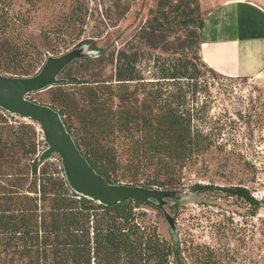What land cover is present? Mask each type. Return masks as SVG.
<instances>
[{
    "label": "rangeland",
    "instance_id": "1",
    "mask_svg": "<svg viewBox=\"0 0 264 264\" xmlns=\"http://www.w3.org/2000/svg\"><path fill=\"white\" fill-rule=\"evenodd\" d=\"M151 12L175 20L161 27L167 36V51H152L141 37ZM77 13L83 18L82 24L74 20ZM203 17L201 0H0V65L6 67L3 71L0 66V74L31 76L47 57L60 56L84 43L99 58L92 62L77 60L62 77L104 81L107 86H115V54L128 48L140 54L135 70L143 81L129 86L130 90L136 89L141 101L149 92L148 84L158 78V69L179 67L186 54L195 53L198 38L186 39L187 30L181 22L202 21ZM197 64V89L183 85L186 105L199 112L200 119L194 123L208 135L212 145L184 163L173 186L159 188L181 194L178 201L170 199L176 200L174 211L173 207H164V212L175 219L176 241L185 264H205L208 259L213 262L209 264H264V206L251 215L248 205L220 190H192L195 185H209L217 189L241 187L264 194V73L253 78H226L199 60ZM160 84L165 90L164 99L178 93L179 84L187 83ZM68 89L76 91L77 87L69 85ZM49 90L30 94L29 98L50 105ZM7 115L2 126L7 128L5 135L9 139L21 133L27 139L20 127L32 125L37 134L27 139L26 145L35 143V157L46 149L36 124ZM115 136L112 141L123 162L116 179L118 184L147 186L154 175V164L148 169L138 168L139 171L126 167L133 144L122 135ZM24 149L15 146L11 150L10 157L19 159L11 169L7 168V159L0 162V177L14 174L29 163L32 157L22 158ZM58 159L53 156L50 162L57 163ZM49 175L52 171H47ZM139 212L145 214L139 219L142 226L155 228L168 244L174 242L163 211L142 206ZM0 264H28V260L0 249Z\"/></svg>",
    "mask_w": 264,
    "mask_h": 264
},
{
    "label": "trees",
    "instance_id": "2",
    "mask_svg": "<svg viewBox=\"0 0 264 264\" xmlns=\"http://www.w3.org/2000/svg\"><path fill=\"white\" fill-rule=\"evenodd\" d=\"M74 20L83 23L79 13ZM171 21L175 20L151 12V18L141 29V37L152 51H167V36L161 27ZM181 25L187 30L186 39L198 38L195 53L186 54L179 67L158 69V78L148 84L149 92L141 101L136 89L130 90L129 86L143 81L135 70L140 54L128 48L119 49L115 54V86H107L104 81L64 78L69 65L59 77L64 82L49 90L50 105L47 106L58 112L80 153L110 184H118V171L123 166L112 141L115 135H122L133 144L126 167L139 171L138 168L148 169L154 164L152 181L144 186L147 188L173 186L184 163L212 145L208 135L195 125L200 119L199 112L187 107L184 90V86L197 89L198 60L206 66L199 56L203 20L187 19ZM0 66L6 71L2 63ZM182 82L187 84H179L178 93L163 99L165 90L160 83ZM69 85L77 87L76 91L68 89ZM6 114L0 109V162L7 159L9 169L19 163V159L10 157L15 146L25 148L22 158H32L14 174L0 177L1 251H12L20 259L26 258L28 264H185L178 241L168 244L155 228L139 223L145 216L139 209L145 205L125 201L105 207L76 195L68 187L60 160L39 163L35 143L26 145L27 139L37 134L34 126L20 127L27 139L22 133L11 139L5 135L7 128L2 124L6 123ZM47 171H52V175L47 176ZM192 190L196 193L220 190L248 205L251 215L264 206L241 187L217 189L195 185ZM204 263L213 262L208 259Z\"/></svg>",
    "mask_w": 264,
    "mask_h": 264
},
{
    "label": "water",
    "instance_id": "3",
    "mask_svg": "<svg viewBox=\"0 0 264 264\" xmlns=\"http://www.w3.org/2000/svg\"><path fill=\"white\" fill-rule=\"evenodd\" d=\"M97 57L95 51L89 50L88 45L83 44L60 56L47 57L42 67L32 76L12 77L0 74V109L10 116L28 120L39 127L46 149L38 154L37 161L43 163L57 156L64 178L73 193L105 207L132 201L161 210L176 242L175 219L164 212V207L175 206L176 200L181 196L180 192L108 183L80 153L58 112L28 99L30 94L45 91L64 82L59 77L74 61Z\"/></svg>",
    "mask_w": 264,
    "mask_h": 264
},
{
    "label": "crops",
    "instance_id": "4",
    "mask_svg": "<svg viewBox=\"0 0 264 264\" xmlns=\"http://www.w3.org/2000/svg\"><path fill=\"white\" fill-rule=\"evenodd\" d=\"M199 56L226 78L264 73V0H201Z\"/></svg>",
    "mask_w": 264,
    "mask_h": 264
},
{
    "label": "built area",
    "instance_id": "5",
    "mask_svg": "<svg viewBox=\"0 0 264 264\" xmlns=\"http://www.w3.org/2000/svg\"><path fill=\"white\" fill-rule=\"evenodd\" d=\"M251 197L257 201V202H262L264 203V194H259L258 192H252Z\"/></svg>",
    "mask_w": 264,
    "mask_h": 264
}]
</instances>
